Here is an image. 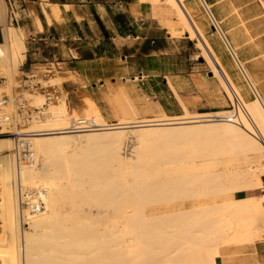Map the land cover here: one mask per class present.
I'll use <instances>...</instances> for the list:
<instances>
[{"label":"bare ground","instance_id":"obj_1","mask_svg":"<svg viewBox=\"0 0 264 264\" xmlns=\"http://www.w3.org/2000/svg\"><path fill=\"white\" fill-rule=\"evenodd\" d=\"M186 1L167 2L177 26L197 40L230 108L193 114L182 103L183 114L168 116L149 100L138 107L119 84L106 97L107 117L89 95L74 106L60 72L46 69L44 85L55 88V99L26 92L43 113L23 126L34 133L32 159L20 162L14 139L0 138V264H215L224 247L264 241V225L255 226L264 195L235 196L263 188L259 79L238 58L239 46L232 47L211 5L199 0L217 21L214 41H223L255 94L246 100L247 87L233 81L193 17L199 7ZM50 8L60 18L58 5ZM4 19L0 13V67L18 69L26 61L24 34Z\"/></svg>","mask_w":264,"mask_h":264},{"label":"crops","instance_id":"obj_2","mask_svg":"<svg viewBox=\"0 0 264 264\" xmlns=\"http://www.w3.org/2000/svg\"><path fill=\"white\" fill-rule=\"evenodd\" d=\"M13 1L16 8L15 14H19H17V24L24 29L27 37L25 55L28 67L25 72H33L37 76H42V68L58 70L63 79V89L68 93V98L75 100L71 102L74 106L78 105L76 107L79 108L80 101L77 104L78 101L76 102V100H79L80 95H89L95 100L102 113L108 117L106 97L110 96L109 94L117 87L115 82L109 84L108 80L113 79L116 74V70L112 67L116 61L115 51L120 50L121 47L111 41L113 38L101 36L103 32L101 26L107 30V18L108 20H116L118 15H124L128 20L132 18L134 22L142 21V17L149 14L150 3L141 0ZM221 1L212 0L209 4L215 6ZM51 5H58L60 18L55 19L56 17L53 16L50 8ZM113 8L118 11L117 14L112 12ZM45 10L52 16L51 24L47 20ZM240 15L247 22L261 17V15L252 16L247 10L240 11ZM38 20L41 22V28ZM246 28L250 36L246 37L247 40L243 43V46L251 47L256 44V32L252 27L246 26ZM118 29L120 32L122 31L120 24ZM161 29L166 30L167 37L172 39L169 29L165 27H161ZM241 30L243 31V28ZM4 41V33L1 29L0 43ZM122 47L124 48L125 44H122ZM142 50L141 47L140 50H135L134 53L128 51L123 58L128 63H131L134 57H138V60L142 63L147 62L149 58H155L153 63L157 64V61L160 63L163 59L159 57L168 55L162 50H153L150 53H143ZM245 53L246 50L242 52L243 60L249 65L258 57L255 54L247 56ZM57 64L59 67H55ZM52 65L54 66L51 67ZM146 66L139 65L132 70L129 66L123 70L126 76L122 78L127 80L126 77L130 76L132 82L123 81L122 84L128 86L132 98L137 99L136 105L138 107H140L142 101L149 100L153 106L161 108L168 116H176L173 115L176 113H173L170 109L172 102L177 105L179 112H182V114L184 112L182 103L187 105L190 113H212L190 111L196 110L201 102L198 97L188 95L189 84L183 80L182 75L170 72L171 80L169 82L164 79L157 82L155 78L162 75V73H156L155 71L154 75L145 74ZM100 100L104 102L106 108L100 105ZM262 184L263 188L240 193H245V196H247L245 198L263 196V177ZM256 223V226L264 225V214L261 213L256 217ZM237 246L232 245L222 248L221 256L217 257L215 264H264V241Z\"/></svg>","mask_w":264,"mask_h":264},{"label":"rangeland","instance_id":"obj_3","mask_svg":"<svg viewBox=\"0 0 264 264\" xmlns=\"http://www.w3.org/2000/svg\"><path fill=\"white\" fill-rule=\"evenodd\" d=\"M154 1L155 3L149 1V14H145V16L142 17V21L138 20L134 22V19L132 18H129V20L125 18L123 21L117 22L114 19L108 20L107 18L106 21L108 29L105 30V27L101 26L103 29L101 36L104 35L107 38H113L111 41H114L121 47L120 50L115 51L116 61L112 67L114 70H116V74L114 75L113 79L108 80V83L110 84L111 82H115L116 86L118 84H122L123 81L131 83L132 78L130 76L126 77L127 80L122 78L126 76L125 73H123V70L127 69L129 66L132 70L139 65H147L145 68V74L154 75L155 71L156 73H162V75L155 78L157 82H161L162 79H164L165 81L168 80L169 82V80H171L170 72L179 73L180 75H182L183 80L187 81V83L189 84V88L187 90L188 95L198 97L201 102L198 108H196V110H190L191 112H212L206 113L208 115H211L214 114L215 111L230 108L231 103L221 91L219 79L217 76H214V74L211 72V67L206 62L207 58L204 56L201 48L197 45V40L189 38V35L177 26V24L175 23L176 16L171 10L170 4L169 2H167L168 0H158L157 2L156 0ZM192 1L193 0H187V6L190 8L191 4H193L199 7V14L192 12V15L197 22L202 24L206 37H208L216 54L227 68L233 81L238 85H244L247 87V90L243 92L246 100H250L252 98L254 99L255 94L253 96V93L248 88L245 79L243 78L238 67L236 66L223 41L221 39L218 43L214 41L216 36L213 34V31H215L213 30V22L206 14L200 1L195 0L193 3ZM210 1L212 0H207L208 3ZM263 4L264 0H222L215 6H211V9L215 18H217V21L220 23L222 30L226 34L227 38L230 40L232 47L236 48V46H239L236 52L246 70L249 71L248 73L250 74V76L254 79H259V84H257V88L261 93L262 97L264 98ZM243 10L249 11V14L252 16L261 15V17L247 22V20L240 15V11ZM112 12H114L115 14L118 13L115 8L112 9ZM0 13L1 16L5 18L4 20L7 24L20 28L18 24H13L9 21L10 10L8 7V0H0ZM16 17H18L17 14ZM119 24L121 25V32L118 29ZM246 26L252 27V29L254 28L256 32V44L252 45L251 47H248L247 45L243 46V43H245V41L247 40L246 37L250 36ZM161 27L169 29L172 39L167 37L168 34L166 33V30L161 29ZM242 28L243 31L241 30ZM1 29L4 33V27L2 24H0V30ZM21 29L23 32L22 34H24L22 35V40L26 44L27 37L24 29ZM122 44H125L124 48L122 47ZM141 47L143 48V53H150V51L153 50H162L168 55L159 57L163 59L160 63H158L157 61V64L153 63V60L155 58H149L147 62L144 61L143 63L142 61L138 60V57L132 58L131 63L125 61V58L123 57L127 55L128 51L134 53L135 50H140ZM245 50V54L247 56L250 54H255L258 56L257 59H254L251 62L250 65L248 63H245L243 60L242 52ZM25 52L26 46L24 55ZM27 67L28 64L26 63V61L18 69L6 67V65L0 67V77L5 78V82H0V98L4 92L10 96L15 92L16 87L18 85V80L24 75V72L26 71ZM41 70L44 73L46 71V68H42ZM42 83L44 85V80H42ZM70 101L73 102L75 100L70 99ZM76 101L79 102L80 100ZM100 105L106 108V105L101 100ZM170 109L171 111H173V113H176L173 115L182 114V112H179L177 105L173 102L171 103ZM126 151L129 152V149L126 148ZM237 194L238 193H236L235 196ZM24 209L28 210L29 205L26 204V206L23 207V210ZM37 211L38 210L36 208H33L31 210L33 214H37ZM21 227L24 231H30L29 225L24 226L23 222L21 224Z\"/></svg>","mask_w":264,"mask_h":264},{"label":"built area","instance_id":"obj_4","mask_svg":"<svg viewBox=\"0 0 264 264\" xmlns=\"http://www.w3.org/2000/svg\"><path fill=\"white\" fill-rule=\"evenodd\" d=\"M8 7L10 10L9 21L17 24L18 19L15 14L16 8L13 0H8ZM212 22L213 26L216 27V19H213ZM55 67H59V65L57 64ZM45 78L44 74L37 76L33 72H24V75L18 80L15 92L11 96L4 92L0 98V138L10 137L14 139L20 162L26 163L32 159L30 139L34 133L23 131V126L34 115L43 116L41 109L32 108L29 105L26 92L42 91L48 102L53 101L57 93L54 87L43 85L41 80ZM4 80V77H0V82H5ZM237 102L239 101L237 100Z\"/></svg>","mask_w":264,"mask_h":264},{"label":"trees","instance_id":"obj_5","mask_svg":"<svg viewBox=\"0 0 264 264\" xmlns=\"http://www.w3.org/2000/svg\"><path fill=\"white\" fill-rule=\"evenodd\" d=\"M125 18H126V17H125L124 15H118V16L116 17V21H117V22H118V21H123ZM263 181H264V176H263ZM236 196H237V198H245V197H247V196H245V193H238Z\"/></svg>","mask_w":264,"mask_h":264},{"label":"water","instance_id":"obj_6","mask_svg":"<svg viewBox=\"0 0 264 264\" xmlns=\"http://www.w3.org/2000/svg\"><path fill=\"white\" fill-rule=\"evenodd\" d=\"M216 28H217V27L213 26V30H217Z\"/></svg>","mask_w":264,"mask_h":264}]
</instances>
